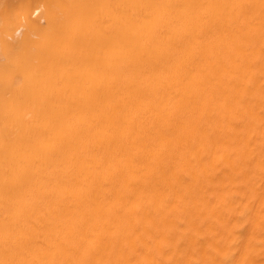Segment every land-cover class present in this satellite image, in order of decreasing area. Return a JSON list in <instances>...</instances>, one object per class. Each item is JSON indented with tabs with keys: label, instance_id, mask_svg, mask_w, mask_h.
<instances>
[{
	"label": "bare ground",
	"instance_id": "1",
	"mask_svg": "<svg viewBox=\"0 0 264 264\" xmlns=\"http://www.w3.org/2000/svg\"><path fill=\"white\" fill-rule=\"evenodd\" d=\"M0 264H264V0H0Z\"/></svg>",
	"mask_w": 264,
	"mask_h": 264
}]
</instances>
